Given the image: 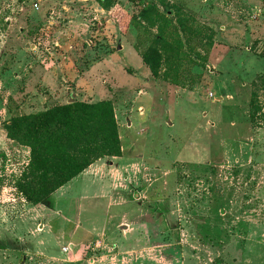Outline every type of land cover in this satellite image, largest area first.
<instances>
[{
  "label": "rangeland",
  "instance_id": "obj_1",
  "mask_svg": "<svg viewBox=\"0 0 264 264\" xmlns=\"http://www.w3.org/2000/svg\"><path fill=\"white\" fill-rule=\"evenodd\" d=\"M73 102L121 156L33 207L4 127ZM0 264H264V0H0Z\"/></svg>",
  "mask_w": 264,
  "mask_h": 264
},
{
  "label": "trees",
  "instance_id": "obj_2",
  "mask_svg": "<svg viewBox=\"0 0 264 264\" xmlns=\"http://www.w3.org/2000/svg\"><path fill=\"white\" fill-rule=\"evenodd\" d=\"M254 104L253 94L252 109ZM4 129L8 139L28 149V162L16 179L15 189L33 207L43 204L95 162L121 156L109 102L56 106L15 118Z\"/></svg>",
  "mask_w": 264,
  "mask_h": 264
},
{
  "label": "crops",
  "instance_id": "obj_3",
  "mask_svg": "<svg viewBox=\"0 0 264 264\" xmlns=\"http://www.w3.org/2000/svg\"><path fill=\"white\" fill-rule=\"evenodd\" d=\"M116 159H118V158H116ZM102 160H103V159H101V160L95 162V163H94L93 165H91L88 169H86L83 173H81L78 177H80V176H84V175L90 173V172L92 171V168H93L94 166H97V165L99 164V162L102 161Z\"/></svg>",
  "mask_w": 264,
  "mask_h": 264
},
{
  "label": "built area",
  "instance_id": "obj_4",
  "mask_svg": "<svg viewBox=\"0 0 264 264\" xmlns=\"http://www.w3.org/2000/svg\"><path fill=\"white\" fill-rule=\"evenodd\" d=\"M67 250H69V249L65 248V249H63V252H66Z\"/></svg>",
  "mask_w": 264,
  "mask_h": 264
}]
</instances>
